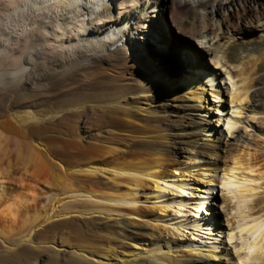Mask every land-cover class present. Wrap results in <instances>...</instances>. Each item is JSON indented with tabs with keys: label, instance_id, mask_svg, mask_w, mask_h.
<instances>
[{
	"label": "bare ground",
	"instance_id": "obj_1",
	"mask_svg": "<svg viewBox=\"0 0 264 264\" xmlns=\"http://www.w3.org/2000/svg\"><path fill=\"white\" fill-rule=\"evenodd\" d=\"M181 1L0 20V66L18 26L75 42L0 74V264H264V0Z\"/></svg>",
	"mask_w": 264,
	"mask_h": 264
},
{
	"label": "rangeland",
	"instance_id": "obj_2",
	"mask_svg": "<svg viewBox=\"0 0 264 264\" xmlns=\"http://www.w3.org/2000/svg\"><path fill=\"white\" fill-rule=\"evenodd\" d=\"M23 1L26 2L27 0H0V20L6 19V17H7L6 15L9 14L10 11H12L14 6L19 2L22 3ZM114 4L116 7V13H117L116 15H118V12L121 11V10H119L120 6H119L118 0H114ZM124 6H123V8H124ZM131 10H132L131 6H129V4H126V9H125L124 14H126L127 12H130ZM42 19H43L42 21H48V23L51 24V21L49 19L48 20H47V18H45V19L42 18ZM7 26L10 27V24H8ZM10 28H13V27H10ZM169 28L172 32H174V34L176 33V35H178L176 32L177 30L174 27L170 26ZM16 29H17V31H15V32L12 31L10 33V35L12 34L11 38L7 41H4L5 45L3 46L2 51L5 54L8 53L6 51H10L12 53L9 56V58L7 59V61L3 62L4 65L0 66V74L6 73L7 75H9L13 72L19 73V71L22 69V67L20 66V63L13 66L10 64V62L16 58H21L22 63L27 61V58H29V52H30L29 49L30 48H32L33 54L39 53V54H42L44 57H46V56L61 53V52L70 54L71 53L70 50H72V47H74L73 45L75 44V42L73 44H70L69 41H66L64 39L65 36L63 38L64 42L62 44H60V42H58V39H56L55 37L54 38L51 37V34L49 33L51 31L49 29H48L49 30L48 31L46 28L40 29L38 31L35 30L36 28L33 29L32 31L35 30L34 34L36 35V37L32 38L33 40H31L28 37V36H31L33 34L29 33L27 30H26L27 31L26 32L23 26L22 27L18 26V27H16ZM14 30H15V28H14ZM44 31H46V32H44ZM76 33L79 34V32H76ZM151 36L153 37L152 40H154L155 43H159L160 45L166 44L164 42L163 38L161 37L160 32H158V31L156 32L153 30L151 32ZM46 37H47V39H46ZM66 37H67V35H66ZM70 38L78 39V37H76L75 35H72V36L70 35ZM3 39H5V37ZM51 39H52V41H50ZM141 41L144 42V41H146V39L145 40L142 39ZM187 42H189V45H187L189 47L188 48L189 51L195 50V51L199 52L203 48L208 47V44L198 43V42L191 40V39H188ZM153 50H150L149 52H154L156 54V55L153 54V56H152L154 61L156 62V64L158 62H160L162 58L165 60H169L172 63H175L174 57L171 53H166V52L157 50L156 48ZM138 52H139V49H136V53H138ZM143 63H145V61H143ZM27 67H29V66H27ZM214 195L218 196L219 194L216 192Z\"/></svg>",
	"mask_w": 264,
	"mask_h": 264
},
{
	"label": "clouds",
	"instance_id": "obj_3",
	"mask_svg": "<svg viewBox=\"0 0 264 264\" xmlns=\"http://www.w3.org/2000/svg\"><path fill=\"white\" fill-rule=\"evenodd\" d=\"M14 79L17 78L18 76H20L21 74L18 72H13L10 74Z\"/></svg>",
	"mask_w": 264,
	"mask_h": 264
}]
</instances>
